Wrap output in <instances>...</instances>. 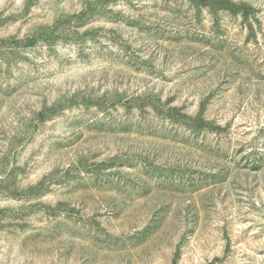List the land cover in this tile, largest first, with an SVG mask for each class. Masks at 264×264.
<instances>
[{
    "label": "rangeland",
    "instance_id": "374dc122",
    "mask_svg": "<svg viewBox=\"0 0 264 264\" xmlns=\"http://www.w3.org/2000/svg\"><path fill=\"white\" fill-rule=\"evenodd\" d=\"M0 264H264V0H0Z\"/></svg>",
    "mask_w": 264,
    "mask_h": 264
},
{
    "label": "trees",
    "instance_id": "16d2710c",
    "mask_svg": "<svg viewBox=\"0 0 264 264\" xmlns=\"http://www.w3.org/2000/svg\"><path fill=\"white\" fill-rule=\"evenodd\" d=\"M243 14H244L243 16L246 17L247 16V11H244Z\"/></svg>",
    "mask_w": 264,
    "mask_h": 264
}]
</instances>
